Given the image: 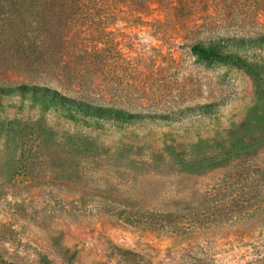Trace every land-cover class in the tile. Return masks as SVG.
Instances as JSON below:
<instances>
[{
  "label": "rangeland",
  "instance_id": "1",
  "mask_svg": "<svg viewBox=\"0 0 264 264\" xmlns=\"http://www.w3.org/2000/svg\"><path fill=\"white\" fill-rule=\"evenodd\" d=\"M83 5L68 82L61 2L0 0V264H264V0Z\"/></svg>",
  "mask_w": 264,
  "mask_h": 264
},
{
  "label": "trees",
  "instance_id": "2",
  "mask_svg": "<svg viewBox=\"0 0 264 264\" xmlns=\"http://www.w3.org/2000/svg\"><path fill=\"white\" fill-rule=\"evenodd\" d=\"M59 2H61L64 11L60 12V18L58 19L61 24H58L56 27L53 26L52 38L49 39L50 43L48 42L49 44L46 46V50L49 52V58L46 61H42L41 59L38 60V55H36L35 51H32L34 52L35 59H29L26 63L29 65L36 64V67L41 68V70H45L46 72H60L61 78L70 82L76 80L79 70H71V67H67L72 61L69 50L74 47V50L76 48L77 51L80 52V55H83V50L78 47L79 29L77 28L76 31L72 30H74L73 28L81 22L80 18L83 13V4L86 0H59ZM63 30L66 31L63 32ZM70 32H73L72 37L70 36ZM31 46L32 49L36 47L34 44ZM193 50H196V47H193ZM56 51L60 52L59 56L54 54ZM198 52L205 53L206 50L198 49ZM37 53H40V51ZM66 55V60L62 59V57H65ZM21 88L36 93L41 100L47 101L51 104H61L84 114L111 118H118L122 114L121 111L114 109L113 107L105 105L95 106L87 103L81 98L68 96L61 93L58 89L50 88L49 86H39L35 83H22Z\"/></svg>",
  "mask_w": 264,
  "mask_h": 264
}]
</instances>
